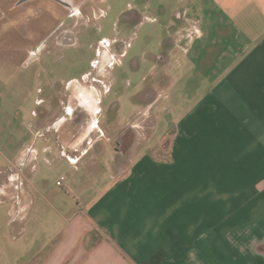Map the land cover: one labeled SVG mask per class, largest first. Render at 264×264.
Segmentation results:
<instances>
[{
  "label": "crops",
  "instance_id": "obj_1",
  "mask_svg": "<svg viewBox=\"0 0 264 264\" xmlns=\"http://www.w3.org/2000/svg\"><path fill=\"white\" fill-rule=\"evenodd\" d=\"M227 8L230 13L221 12L222 20L231 30H217L223 40L221 48L233 41L234 32L245 36L244 44L240 54L226 60L223 70L214 68L218 55L212 57L210 47L201 50L200 63L207 68L198 70L202 79L201 86L194 87L197 101L193 111L178 122L168 168L155 170L148 166L147 158L145 168L139 167L141 162L123 168L115 165L110 185L101 188L103 195L93 202L84 197L81 203L76 202L78 208L71 215L43 218L36 214V198H46L41 188L31 184L41 152L27 146V130L23 132L20 126L21 105L1 109L0 264H264V11L258 13L252 6L235 2ZM252 13L257 15L255 21ZM183 14L185 11L177 16L178 22ZM179 31L181 34L176 32L169 41L161 42L162 53L158 49L150 61L154 74L144 98L148 110L158 99L155 89L164 86L165 91L160 92L166 95L174 87L166 71L173 48L183 40L193 49L203 39V30L192 18L182 22ZM117 46L116 40H105L102 66L119 61L122 51L118 52ZM90 79L69 83L61 97L54 98L55 107L31 112L34 120L30 126L36 137L50 143L44 154H55V159L66 161L76 171H81L80 162L86 157L85 167L88 160L98 159L103 152L101 142H109L111 136L110 130L107 134L103 131L111 120L102 102L113 76L103 67ZM97 83L106 88L104 92ZM37 104H42L40 99ZM217 110H222L221 118L196 123L203 111L217 114ZM148 116L151 118L147 113L141 125L129 124L130 131L132 127L145 129ZM191 116L195 134L200 132L198 123L205 140L209 134V201L185 206L186 199L180 200V194L169 199L170 192L180 187L176 183L158 186L165 198L148 197L147 192L154 195V171L166 176L172 171L179 174L176 160L182 164L187 155L189 159L192 156L193 152L183 151L184 146L181 150L180 135V127ZM133 133L129 136L134 142L138 136ZM125 134L118 133L116 139ZM45 160L51 163L52 157ZM194 164L193 172L200 175L196 160ZM143 190L146 196L139 197ZM250 191L252 195L247 193ZM222 192L231 195L222 196ZM191 205L193 214L187 209ZM41 219L49 224V231L43 229Z\"/></svg>",
  "mask_w": 264,
  "mask_h": 264
},
{
  "label": "rangeland",
  "instance_id": "obj_2",
  "mask_svg": "<svg viewBox=\"0 0 264 264\" xmlns=\"http://www.w3.org/2000/svg\"><path fill=\"white\" fill-rule=\"evenodd\" d=\"M188 1L87 0L80 12L70 15L49 0H34L22 5H17L18 0H0V111L21 105L20 126L23 132L27 130V146L41 152L31 184L41 188L46 198H36V214L43 218H59L60 215L75 213L78 208L76 202L81 203L84 197L92 202L98 200L103 195L101 188L111 183L115 165L123 168L133 162H141L139 167L145 168L147 158L148 166L152 165L155 170L168 168L173 140L179 133L178 122L193 111L197 101L194 87L197 84L201 86L202 79L198 70L200 67L207 68V65L200 63L201 50L210 47L212 57L214 53L218 55L214 68L223 70L226 60L233 54H240L244 44L245 36L234 32L233 41L225 42V47L221 48L223 40L217 36V30H231V26L224 24L226 20H222L221 12L229 14L227 6L233 2L242 7L252 6L258 13L264 11V0ZM184 11L178 22L177 16ZM250 17L255 21L257 15L252 13ZM189 18L203 30V39L197 41L193 49L188 48V41L183 40L179 42V47L173 48L166 71L174 87L166 95L160 92L164 86L155 89L159 96L148 110L144 98L150 76L154 74L150 71L152 56L158 53V49L162 53L159 46L162 41H169L168 38L175 36L176 32L181 34V24ZM139 20L141 23L137 24ZM105 40H116L118 52L122 51L119 61L115 63L113 60L112 66L107 63L102 66L104 59L99 56L100 53L104 54ZM103 67L110 77L113 76L102 102L106 116L111 120V125L106 123L107 127L103 130L106 134L110 130V141L101 142L103 152L98 159L88 160L89 166L85 167L86 157L80 162L81 171H76L66 161L55 159V154H44V147L50 143L36 137L33 126H30L34 120L31 112L38 113L42 109L55 107L54 98L61 97L69 83L91 81V76ZM96 86L101 92L106 89L100 83ZM38 99L42 104H37ZM217 111V114L203 111L196 123L221 118L222 110ZM147 113L151 118L147 117L146 128L139 130L132 127L130 131L129 124L141 125ZM197 125L200 132L195 134L194 116H191L180 127L181 150L184 146L185 153L196 152V156L192 153L189 159L187 155V162L182 164L176 160L179 174L172 171L166 176L161 171H154V195L147 192L148 197L165 198L158 186L176 183L180 187L170 192L169 199L174 198V194H180V200L186 199L185 206L209 201V134L206 133L205 140L201 134V123ZM119 129L120 132H117ZM133 132L138 136L134 142L129 136ZM118 133L126 134L117 140ZM47 135L50 138L54 134ZM197 135L202 136L199 141L195 140ZM197 143L199 148H194L198 147ZM46 157H52L51 163L45 160ZM194 160L196 168H201L200 175L193 172ZM56 161H60L61 165ZM60 177L63 180L61 186H57ZM69 185L72 187L67 188ZM247 193L252 195L251 191ZM224 194L231 195V192H222V196ZM145 196L143 190L139 197ZM187 209L194 213V207ZM41 220L43 229L49 231V224Z\"/></svg>",
  "mask_w": 264,
  "mask_h": 264
},
{
  "label": "flooded vegetation",
  "instance_id": "obj_3",
  "mask_svg": "<svg viewBox=\"0 0 264 264\" xmlns=\"http://www.w3.org/2000/svg\"><path fill=\"white\" fill-rule=\"evenodd\" d=\"M49 1H52L58 4L59 7L62 10H65L67 14L75 15L76 13L80 12V9L83 7V5L85 4L87 0H49ZM101 56H103V58L105 57L104 54H102Z\"/></svg>",
  "mask_w": 264,
  "mask_h": 264
},
{
  "label": "water",
  "instance_id": "obj_4",
  "mask_svg": "<svg viewBox=\"0 0 264 264\" xmlns=\"http://www.w3.org/2000/svg\"><path fill=\"white\" fill-rule=\"evenodd\" d=\"M29 1H34V0H18L17 5H22V4L29 2Z\"/></svg>",
  "mask_w": 264,
  "mask_h": 264
},
{
  "label": "built area",
  "instance_id": "obj_5",
  "mask_svg": "<svg viewBox=\"0 0 264 264\" xmlns=\"http://www.w3.org/2000/svg\"><path fill=\"white\" fill-rule=\"evenodd\" d=\"M63 180V178H60L58 181H57V185L59 186V185H61V181Z\"/></svg>",
  "mask_w": 264,
  "mask_h": 264
}]
</instances>
